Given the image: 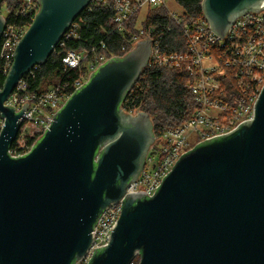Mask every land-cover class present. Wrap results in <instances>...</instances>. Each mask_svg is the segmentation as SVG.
I'll return each instance as SVG.
<instances>
[{"label": "water", "instance_id": "water-1", "mask_svg": "<svg viewBox=\"0 0 264 264\" xmlns=\"http://www.w3.org/2000/svg\"><path fill=\"white\" fill-rule=\"evenodd\" d=\"M3 0H0V4ZM0 89V264H74L93 242L105 208L144 168L156 140L150 114L122 103L147 67L150 38L101 64L54 113L30 152L9 153L21 127L5 101L44 64L92 0H38ZM264 0H202L211 29L224 37ZM6 21L0 15V40ZM264 264V85L253 117L184 152L154 196L131 192L109 243L88 264Z\"/></svg>", "mask_w": 264, "mask_h": 264}, {"label": "built area", "instance_id": "built-area-1", "mask_svg": "<svg viewBox=\"0 0 264 264\" xmlns=\"http://www.w3.org/2000/svg\"><path fill=\"white\" fill-rule=\"evenodd\" d=\"M92 2L113 12L114 29L126 36L127 43L132 45L128 47L125 44L122 47L125 53L132 50L140 40L150 38L152 52L147 66L175 68L186 73V87L193 93L198 107L183 122L156 135L138 178L129 183L126 193L118 202L104 209L94 226L93 242L87 255L74 264H88L94 249L109 243V235L121 216L123 199L128 193L141 191L154 196L163 177L173 169L184 152L206 139L229 133L243 121L251 119L255 101L264 85V8L259 12L250 11L239 16L222 37L211 29L206 20L186 21L184 11L178 13L171 10L170 0ZM1 5L6 8L5 14L0 11L6 25L0 40V72L8 73L14 61L16 46L30 26V23L8 19L10 16L34 18L40 3L38 0H21L20 5L13 10L6 3ZM154 8H165L172 23L181 27L185 41L178 48L164 47L161 43L164 32L159 33L157 24H143L149 11ZM143 9L145 15L139 23ZM136 16L135 32H131L129 24ZM79 28L80 21H74L57 46V53L64 55L65 71L76 69L79 72L73 82L60 79L46 90L29 91L27 75L30 71L20 79L5 101L4 104L13 105L16 112L22 109L25 102L29 103L20 116L22 124L9 149L12 156L18 157L30 152L51 125L54 113L74 91L87 82L91 73L101 64L113 56H119L108 50L105 41L80 49H66L68 40L81 38ZM165 30L171 31V24ZM123 108L135 114L141 111L139 107ZM3 124L4 119L0 116V130Z\"/></svg>", "mask_w": 264, "mask_h": 264}, {"label": "trees", "instance_id": "trees-1", "mask_svg": "<svg viewBox=\"0 0 264 264\" xmlns=\"http://www.w3.org/2000/svg\"><path fill=\"white\" fill-rule=\"evenodd\" d=\"M183 7L186 21L198 19L206 20L202 9V0H175ZM2 3L8 4L10 10L15 9L21 0H5ZM9 21L30 23L32 16L8 19ZM75 21H80V39H71L67 42V48L80 49L82 47L98 44L105 41L108 50L119 56L125 55L122 47L126 44V36L118 33L113 22V12L102 5L91 2L88 7L77 17ZM207 21V20H206ZM137 16L130 24L129 30L134 31ZM155 23L159 33L164 32L161 43L166 49L178 48L185 41L180 26L172 23L165 8L151 9L147 19L143 22L145 26ZM171 24V31H166L165 27ZM111 32V34H108ZM59 47V46H58ZM58 48L51 54L48 60L35 66L28 74V90L43 91L55 85L60 79L69 83L73 82L79 75L74 70L65 71L63 54L57 53ZM7 73L0 72V89L3 87ZM188 76L175 68H165L160 66H147L138 78L137 82L128 92L122 103V107H139L148 112L153 120L154 131L157 136L187 119L198 107L193 93L186 87Z\"/></svg>", "mask_w": 264, "mask_h": 264}, {"label": "rangeland", "instance_id": "rangeland-1", "mask_svg": "<svg viewBox=\"0 0 264 264\" xmlns=\"http://www.w3.org/2000/svg\"><path fill=\"white\" fill-rule=\"evenodd\" d=\"M3 1H5V0H3ZM169 6H170L171 10H173L174 12L181 13V12L184 11V10H183V7L178 6L177 3L174 2L173 0H170V2H169ZM5 9H6V8H3L2 5L0 6V11H2L3 14L6 13V10H5ZM144 15H145V9H143V10H142V13L139 15V16H141V17H140V21H139V23L142 22V19H143ZM123 109H124V108H123ZM124 110H125V109H124ZM125 112L130 113L129 111H126V110H125ZM137 113H139V112H137ZM137 113H136V114H137ZM131 114H134V115H135V112H133V113H131ZM157 141H158V140H157ZM139 261H140V256H136V258L134 259V261H133L132 264H139Z\"/></svg>", "mask_w": 264, "mask_h": 264}, {"label": "bare ground", "instance_id": "bare-ground-1", "mask_svg": "<svg viewBox=\"0 0 264 264\" xmlns=\"http://www.w3.org/2000/svg\"><path fill=\"white\" fill-rule=\"evenodd\" d=\"M63 39V38H62Z\"/></svg>", "mask_w": 264, "mask_h": 264}]
</instances>
